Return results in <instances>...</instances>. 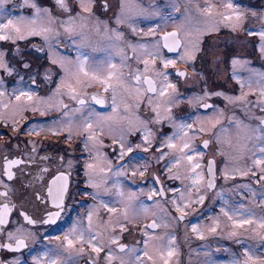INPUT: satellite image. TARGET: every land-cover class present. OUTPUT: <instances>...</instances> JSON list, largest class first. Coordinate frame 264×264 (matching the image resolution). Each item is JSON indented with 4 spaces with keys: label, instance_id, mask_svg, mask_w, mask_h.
I'll return each instance as SVG.
<instances>
[{
    "label": "rangeland",
    "instance_id": "374dc122",
    "mask_svg": "<svg viewBox=\"0 0 264 264\" xmlns=\"http://www.w3.org/2000/svg\"><path fill=\"white\" fill-rule=\"evenodd\" d=\"M164 1L166 3L164 6L155 5L152 0L148 2V15L151 18L149 43L140 40L124 41L123 33L119 31L122 37L118 46L120 58L115 61L102 58L92 60L87 56H80V53L74 57L73 73L76 75L87 73L91 81L98 78L100 81H109L114 88L128 87L117 102L128 103V111L126 112V106L123 104L125 110L116 113L120 126L115 130L119 129L116 137L119 139L120 148L115 155L117 158L115 169L111 165V160L106 157L101 143H98L97 167H92L94 172H90L85 181L90 186L85 191L87 201L80 204V211L74 214L72 222L58 237L57 244L60 247L58 255L43 264H51L53 260L57 264H81L83 255H85L83 259L89 258L95 262L94 264H101L102 259L105 264H235L238 256L246 252L259 257L252 260L254 264H264V239H261L264 237V228L258 223L261 217H264V183L256 185L249 174L252 170H264V164L254 163L255 160L264 158V153L259 150L260 147H264V140L258 138L264 136V132L259 131V127L251 124L246 117L238 116L235 110L238 106L243 114L253 115L247 108L246 95L253 88L249 82L256 84V80L250 65L238 57L234 62L237 68L235 76L239 85L244 86L238 95L234 96L227 78L224 77L225 70L217 64L213 65V60H216L213 55H205L209 60L212 57L206 68L199 66L196 61L198 57L194 60L204 32H215L220 23L227 22L223 19L224 15L233 16L236 11L244 10L233 3L232 8L224 9L200 0ZM37 7L41 9L40 19L31 27L38 34H29L27 27L20 26L22 39L14 29L9 28L5 31L11 38L4 40H9L8 48H12L11 50L18 49V41L28 42L25 49L30 48V51H24V57L27 66L30 63L34 64L31 70L35 69L36 64L39 66L37 60L50 64L56 62L62 66L71 60L65 50L59 48L67 28L72 29L69 35L75 34L73 40L76 52H79L82 45L80 34L76 33L80 26L79 18L77 16L65 18L62 11L51 13L43 6ZM206 8H210V11H205ZM131 9L126 7L124 13ZM262 9L264 21V0ZM162 11L171 12L173 15L165 18L160 14ZM176 12L181 13L180 19L175 18ZM34 14L35 11L32 13L29 11L27 14L22 10L16 17L13 14L0 24L7 23L9 19L18 20L21 16L32 18ZM158 19H161L158 32L175 29L181 40L183 39V48L179 54L169 56L161 47L159 36L155 35L153 27V23ZM214 20L219 21H215V27ZM69 21L73 23L70 25ZM131 26L133 36L144 34V28L136 21L132 20ZM44 28L48 31H41ZM33 36L38 38L39 44L31 41ZM32 47L35 49L31 50ZM128 48L135 51L131 63L124 59ZM4 50L0 47L3 55ZM182 56L183 59L180 58ZM19 57L17 56V59ZM82 59L87 61L83 71L79 68ZM165 60H172L174 63L165 68ZM2 62L4 67H0V71L12 70L9 68L10 64L3 58ZM96 66L98 67L96 70L88 69ZM66 68L64 67L61 78L65 75L68 82L70 75ZM176 69L186 70L184 80L175 74ZM129 70L152 78L157 85L156 94L148 96L150 94L141 87L142 81L136 84L129 80L126 75ZM31 77L32 75L29 79ZM182 81L183 87L180 86ZM168 85L175 87H167ZM165 87L167 91L161 95V89ZM24 89L23 86L5 88L4 79L0 76V116L11 119L13 115H20L26 109L43 111L54 104L44 96L34 99V94L23 95ZM23 96H31V99ZM207 99H215L214 107L209 109L208 113H204L199 105ZM138 100L143 102V120L136 119L133 114ZM260 103L264 104V98ZM10 107H13L16 113L9 114ZM148 118L158 126L156 128L158 132L149 127ZM137 122L142 124L144 135L147 136L143 143L147 149L144 157L148 170L145 174L149 182L144 185L140 181L141 178H145V174L141 173L144 170L142 167L139 168L143 164V158L138 157L142 156V153L135 152L132 155L133 159L128 161H123L120 157L121 153L131 154L129 148L141 146V141L132 143L126 141V134L141 128ZM192 123L197 126L195 132H190ZM181 125L188 127L182 132ZM28 129L44 130L45 127L33 123ZM111 130L108 129V132ZM202 138L211 140L213 138L217 145L209 147L210 151L208 149L207 153L198 143ZM170 142L175 147H169ZM185 142L189 147L181 151ZM188 155L192 156L191 160L186 158ZM213 156L222 158L221 166L216 168L221 181L215 190L209 192L205 186L207 178L205 163L207 158ZM193 165L199 166L193 170ZM90 166L88 163L87 169H90ZM156 174L166 181L167 199L159 198V189L153 179ZM148 196L151 197L150 201L147 200ZM178 206L184 209V218L180 220L178 214L181 212L177 211ZM212 206L215 207L212 209ZM148 218L154 219L157 224L156 230H149L145 226L144 222ZM246 218L252 222L244 224L243 227L236 226ZM193 226L196 227V232H193ZM129 227L138 230L137 234H133L136 238L133 241L130 239L129 247L119 252L113 245L126 240L128 235L126 231ZM73 228L77 230L76 233H73ZM81 231L84 232L83 241L76 239ZM65 236L73 239V246H67ZM89 237H92L91 244L88 242ZM237 244L239 247H236ZM92 245L99 247L101 251L99 253L92 251ZM85 246L88 249L84 248ZM133 249L135 251H132ZM169 250L173 251L171 256L168 255ZM46 253L48 252H44ZM44 254L39 253L37 258L44 259Z\"/></svg>",
    "mask_w": 264,
    "mask_h": 264
},
{
    "label": "flooded vegetation",
    "instance_id": "af4514ba",
    "mask_svg": "<svg viewBox=\"0 0 264 264\" xmlns=\"http://www.w3.org/2000/svg\"><path fill=\"white\" fill-rule=\"evenodd\" d=\"M149 1L91 0L89 4L90 11L85 12L81 7L80 0H65L66 9L61 8L57 4V0H32L37 6H43L51 13L62 11V15L65 18H72V16L79 18L80 26L76 33L79 32L82 45L79 47V52H76L73 40L75 34L69 35V31L65 32V38L62 39L63 42L59 48L65 50L72 62L68 60L62 66H59L56 62L50 64L37 60L36 63H39V66L36 64L35 69L31 70L30 68L34 67V64L28 63L29 66H27L24 57V51H30V48L25 49V45L28 42L18 41L19 47L14 49V51L11 50L12 48H8L10 46L9 40L0 41V47L5 49L3 59L7 64H10L9 68L12 69L9 72L0 71V76L4 79V87L16 88V86H23L25 88L22 91L23 95L34 94V99L44 96L54 102V104L49 106V109L43 111L26 109L20 115H13L11 119H5L0 116V193H6V195H0V213H3L4 205H8L9 208L5 216V223L0 225V264H43V262H48L50 258L58 255V248H60L57 244L59 241L58 237L72 222L74 214L80 211V204H85V201H87L85 191L90 186L85 181L90 172H94L92 167H97L96 164L99 159L96 145L98 143H101L106 157L111 160V165L115 169V161L117 160L115 155L118 154L120 148L119 139L116 137L119 129L115 130L116 127L120 126L116 113H119L120 110L124 111L125 106L126 112L128 111V103L120 102L124 106L117 102L120 95L128 87L114 88L109 81H100L98 78L91 81L88 74L80 76L76 74L74 76L70 75L67 82L66 76L64 75L61 78V75L64 67H67V73L69 70L73 73L74 57L79 53L81 54L80 56H87L92 60L102 58L115 61L120 58L118 49L120 39L117 40L115 38L116 33H119V31L123 33L124 41L140 40L149 43L151 40V18L148 15ZM152 1L158 6L166 5L164 0ZM200 1H205L215 7L220 6L224 9H228L226 4L231 2L236 7H241L244 10L233 13L232 18L226 20L227 22L225 23H220L217 26L219 28H216L215 32H204L199 43L200 47L195 52L194 60L198 57L196 61L199 66L206 68L207 64L212 61V57L209 60L205 55H213L216 58V60H213V65L217 64V66L225 70L224 77L227 78L231 93L234 96L238 95L240 89L244 86H240L237 81L235 76L237 68L234 62L238 57L245 60L246 64L250 65L256 80V84L249 82V85H252L253 88L246 95L248 98L247 108L249 113L253 112V115L243 114L238 109V106L235 108L236 114L246 117L251 124L258 126L259 129H264V123H262L264 121V104L260 103V100L264 98V94H262L264 93V42L259 35L262 28H264V21L262 20L263 0ZM122 3L123 7H121ZM126 7L132 9L124 13ZM21 9L27 14L29 11L31 13L35 11L32 7L26 6L23 0H8L3 9L0 10V22L6 21L13 14L16 17L17 13L20 14L22 12ZM4 13L6 14L4 15ZM160 14L165 18H170L173 15L171 12L166 11H162ZM180 15V12H176L175 18L180 19ZM80 17L84 19L81 20ZM118 20L120 21L119 23L117 22ZM132 20L144 28L143 35L133 36ZM160 20H155L153 27L155 35L159 36L161 47H163L161 35L165 31L158 32L157 30ZM215 21H213L215 23L214 27L216 22H219ZM178 36L180 38V35ZM37 40L38 38L35 36L31 38V41L39 44ZM180 41L181 47L177 54L183 48V39L181 40L180 38ZM34 49L35 47L31 48V50ZM166 54L168 53L166 52ZM168 55L172 56L171 54ZM17 56H20L19 59H17ZM134 57L135 51L128 48L124 59L131 63ZM93 68L96 70L98 67H88L89 70ZM31 75L32 77L29 79ZM126 75L129 80L136 84L142 81L141 87L147 91L143 81L144 77L147 76L146 74H139V72L129 70ZM186 75L187 72L184 78ZM137 77H139V80H137ZM69 85L74 91H70ZM180 86L183 87V81ZM156 88L157 85L152 93L147 91L150 94L148 96L152 97V95H155ZM145 91L142 90L144 93ZM94 97L96 99H93ZM81 100L83 101L82 104L80 103ZM97 100L103 101V104L97 103ZM214 100L207 99V101L200 103V110L208 113V110L214 107ZM137 103L133 114L136 119L143 120V102L138 100ZM203 105H205V108L201 107ZM13 112H15L13 107H10L8 113L12 115ZM5 114L8 115L7 113ZM6 120L9 122H6ZM33 123L35 125L42 124V128L45 127V129L29 130L28 126H32ZM89 124L91 127H88ZM136 124L142 129L138 128L132 133L126 134V141L131 143L141 141V146L139 148L133 147L131 154H123L120 157L121 159L123 158V161H128L133 159L132 155L135 152L142 153V156L138 155V157L143 158V164L139 168L141 169L142 167L144 172L141 173L145 174L148 170L144 157L145 146L143 141L145 135L142 124L138 122ZM147 124L152 130L158 128L154 122H151V118H148ZM110 128L112 130L108 132ZM159 130L161 129L159 128ZM196 130L197 126L192 123L190 132H195ZM155 131L158 132V129ZM205 141L208 142L207 147H204ZM198 143L201 144V147L206 152L209 147L217 145L213 138L212 140L210 138H202L198 140ZM12 161H19V163H13L9 166ZM221 162L222 158L214 156L206 159L205 173L207 178L205 186L209 192L215 190L217 184L221 181L216 170V168L221 166ZM88 163L89 166L91 165L90 169H87ZM210 165L214 172L213 178L209 176ZM96 171L98 170L96 169ZM9 173H11V178H9ZM249 174L256 185L264 183V178H262L264 177V170H252ZM58 177H66V180H58ZM161 178L157 174L153 176L157 189L161 187L163 190L161 194L159 189V198L164 200L167 199L166 181ZM53 181H56V183L53 184ZM140 181H142V185L149 182L148 176L145 174V178H141ZM209 181H212V187L208 186ZM50 188L53 191V195L59 194L60 189L63 188L62 207L57 208L54 206L52 202L53 196L49 195ZM150 199L151 197L148 196L147 200L150 201ZM213 207L215 206H212V209ZM56 212L60 213L56 221L54 223L46 222L49 214ZM25 215L34 223L29 224L24 218ZM178 215L180 217L182 214ZM150 221L155 222L154 219L148 218L144 222L146 227H148ZM156 228L148 227L149 230H156ZM9 233L12 234L11 239H9ZM126 233L128 235L125 241H120L113 245L115 250L122 252L120 249L123 247L125 251L129 247L128 241L130 239L133 241L136 238L133 237V234H137L138 230L136 231L129 227ZM17 239H23L25 247L18 250H10L9 245L12 249H16ZM236 247H239V245L237 244ZM84 248H87V246ZM89 251L91 253L90 245ZM41 252L43 254L48 252L44 254V259L37 258V255ZM101 256L103 257V255ZM84 257L85 255H83ZM83 258L81 264L95 263L89 258ZM237 261L241 262V264H254L245 254L238 256ZM101 264H105L103 259Z\"/></svg>",
    "mask_w": 264,
    "mask_h": 264
},
{
    "label": "snow or ice",
    "instance_id": "6c2138e0",
    "mask_svg": "<svg viewBox=\"0 0 264 264\" xmlns=\"http://www.w3.org/2000/svg\"><path fill=\"white\" fill-rule=\"evenodd\" d=\"M7 2H8V0H0V10L3 9L4 5ZM23 3L26 6H29V7H32L33 9H35L34 16L32 18L21 16L18 20L9 19L7 21V23L0 24V40L10 39L11 38L10 34L5 31L6 29H9V28L14 29L15 33L17 35H20V33H21V27L20 26L27 27L28 30H29V34H38V33H36V30L34 28H32L31 26L35 25L37 23V21L40 19L41 9L39 7H37V5L32 2V0H23ZM90 3H91V0H80L81 7L83 8V10L85 12L90 11V7H89ZM57 4L61 8H65L66 9L65 0H57ZM226 6L228 8H232L233 7L231 2H228L226 4ZM121 7H123V3L121 4ZM205 11H210V8H206ZM231 18L232 17L230 15H224L223 16V19H225V20H230ZM80 19L83 20L84 18L80 17ZM117 22L119 23L120 21L118 20ZM68 23L71 25L73 23V21H69ZM71 30L72 29L70 27L66 29V31H69V32ZM41 31H48V29L44 28V29H41ZM249 34H254V33H249ZM259 35L261 36V39H264V30H261ZM20 38L22 39L23 36L20 35ZM115 38L117 40L121 39L122 38L121 34L117 32L116 35H115ZM163 40H164V47L168 48L170 51H176L179 48V40H178V37H177V33H175V32L170 33L169 35L165 36L163 38ZM142 47H144V46H142ZM185 54H187V52ZM2 58H3V53L0 52V67H4L3 62H2ZM180 58L183 59L184 57L182 56ZM86 62H87L86 60H83V59L80 60L79 68H80L81 71H83V67L86 64ZM173 63H174V61H172V60H165L164 61V67L167 68L169 64H173ZM112 67H115V65H112ZM68 74L69 75H73V76L75 75V73H72L70 70L68 71ZM85 74H87V73H85ZM179 75L182 76V75H185V73H179ZM165 79H167V77H165ZM137 80H139V77H137ZM148 83H149V86H150L149 90L150 91H155V88L151 86L152 82L148 81ZM167 87H173L174 88L175 86L174 85H168ZM167 87L161 89V92H160L161 95H164L166 93ZM69 88H70V91H74L73 89H71V85H69ZM262 94H264V93H262ZM17 98H19V97H17ZM73 98H75V97H73ZM29 99H31V96H29ZM93 99H96V98L94 97ZM96 102L103 104V101H101V100H97ZM80 103L82 104L83 101L81 100ZM262 123H264V121H262ZM88 127H91V125L89 124ZM187 127H188L187 125H181V131L183 132ZM259 131L264 132V129H259ZM258 138L264 140V136H260ZM145 139H147V136L145 137ZM207 145H208V142L205 141L204 147H207ZM168 146L169 147H175V145L172 144L171 142L168 144ZM188 147H189L188 143L185 142V144L183 145V148L181 149V151H183L185 148H188ZM146 150L147 149H145V151ZM259 150H260L261 153H264V147H260ZM129 151H131V148H129ZM121 155H123V153H121ZM186 158L188 160H191L192 156L188 155ZM13 163H19V161L10 162L9 166H11V164H13ZM254 163L255 164H264V158L257 159V160L254 161ZM198 166L199 165H193V170H195V168L198 167ZM211 172H212V168H211V165H210L209 166V173H211ZM9 178H11V173H9ZM262 178H264V177H262ZM57 179L58 180H66V177H58ZM55 183H56V181H53V184H55ZM208 186L209 187L213 186L212 181H209ZM62 192H63V188L60 189L59 194L53 195L52 189L51 188L49 189V195L53 196V201L52 202H53L54 206L57 207V208L62 207ZM0 195H6V193H0ZM201 199H203V198L201 197ZM109 210L111 211L112 209H109ZM146 210L147 209H145V211ZM8 211H9L8 205H4L3 213H0V225H3L5 223V216L7 215ZM177 211L182 213V215L179 217V219H183L184 209L178 206L177 207ZM59 215H60L59 212L49 214L48 221H46V222L54 223L56 221V219L59 217ZM24 218H25V220H27V222L29 224L34 223V221L29 219L27 217V215H25ZM89 220H91V216H89ZM251 222H252L251 219L246 218V219L240 221L239 223H237L236 226L237 227H243L244 224H249ZM258 223H259V226L261 228H264V217H261V219L258 221ZM148 227L156 228L157 225H156L155 222H153V224L149 225ZM192 230H193V232L197 231L195 226H193ZM212 230L215 231V228H213ZM76 231L77 230L75 228H73V233H76ZM145 235H147V233H145ZM233 235H235V233H233ZM8 236H9V239L12 238V234L11 233H9ZM76 239H78L80 241H83L84 240V232L83 231L79 232V234L76 237ZM261 239H264V237H262ZM91 240H92V237H89L88 242L90 244H91ZM65 241H66L68 247L73 246V243H74L73 239L70 238L69 236H65ZM113 242H115V241H113ZM8 247H9L10 250H18L19 248L25 247V241L23 239H17V241H16V249H12L10 245ZM120 250L124 251L123 247H121ZM92 251L99 253L101 251V249L99 247L95 246V245H92ZM132 251H135V249H133ZM172 254H173V251L169 250L168 251V255L171 256ZM245 255L248 257L249 260H253V259H258L259 258V257L252 256L249 252H246ZM51 264H57V262L55 260H53V261H51ZM235 264H241V262L237 261V262H235Z\"/></svg>",
    "mask_w": 264,
    "mask_h": 264
},
{
    "label": "water",
    "instance_id": "95a60500",
    "mask_svg": "<svg viewBox=\"0 0 264 264\" xmlns=\"http://www.w3.org/2000/svg\"><path fill=\"white\" fill-rule=\"evenodd\" d=\"M173 32H175V33H177V31L175 30V29H171V31H168V32H165V33H163L161 36H162V46L164 47V40H163V38L165 37V36H167V35H169L170 33H173ZM177 37H178V40H179V48L176 50V51H170L168 48H166V47H164V49L166 50V52L168 53V54H177L178 53V51H179V49H180V44H181V41H180V38H179V36L177 35ZM171 42V41H170ZM179 73H185L186 74V71H185V69L184 70H176L175 71V74H177V75H179ZM180 76V79L181 78H183L184 77V75H179ZM143 81H144V83H145V85H146V87H147V91H149V92H154V91H150L149 90V83H148V81H151L152 82V87H154L155 88V86H156V83H155V81L152 79V78H150V77H148V76H146V77H144V79H143ZM202 108H205V105H203V106H201ZM209 176H210V178H213L214 177V172H213V169H212V172L211 173H209ZM159 189H160V192H161V194L163 193V190L161 189V187H159ZM151 224H153V222L152 221H150L149 222V225H151ZM148 225V226H149Z\"/></svg>",
    "mask_w": 264,
    "mask_h": 264
}]
</instances>
